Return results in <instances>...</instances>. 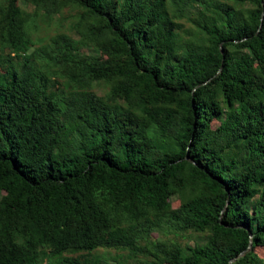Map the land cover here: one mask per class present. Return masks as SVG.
I'll return each instance as SVG.
<instances>
[{
	"label": "trees",
	"instance_id": "trees-1",
	"mask_svg": "<svg viewBox=\"0 0 264 264\" xmlns=\"http://www.w3.org/2000/svg\"><path fill=\"white\" fill-rule=\"evenodd\" d=\"M23 1L0 0V264H264V0ZM68 6L76 37H32Z\"/></svg>",
	"mask_w": 264,
	"mask_h": 264
},
{
	"label": "rangeland",
	"instance_id": "rangeland-1",
	"mask_svg": "<svg viewBox=\"0 0 264 264\" xmlns=\"http://www.w3.org/2000/svg\"><path fill=\"white\" fill-rule=\"evenodd\" d=\"M16 5L24 10H27L29 12L34 11L33 5L30 3L24 2L23 0H18L16 2ZM75 9L70 8V6L63 8L60 12L55 13L51 15L50 17L46 16H40L38 17V27L37 29L32 32V37H43L47 38L55 33L59 32H65L69 33L72 36L76 37L77 35L72 31V25L75 21ZM180 23H182L183 27L180 30V35L183 38H188L190 36V32L195 31L196 26L193 24V22L186 20L185 18L178 19ZM83 51L90 54L99 55L101 57H105L108 53L107 49H92V48H83ZM109 84L106 83L103 80H99L93 83V89L98 95H106L109 92ZM214 124H217L216 121H214ZM6 196L3 192H0V202H5ZM171 204L173 207H178L180 204V198L177 195H174L171 198ZM206 233H196V232H183L178 233L176 235L168 233H158L153 232L151 235L152 239H160L165 240L168 239L169 241L176 242L180 244L182 247H185L186 245H194L196 243H203L206 238ZM255 251L257 254L261 257H264V247L257 246L255 248ZM111 254L116 253L115 250H111ZM121 254H124L126 256V252H121Z\"/></svg>",
	"mask_w": 264,
	"mask_h": 264
},
{
	"label": "water",
	"instance_id": "water-1",
	"mask_svg": "<svg viewBox=\"0 0 264 264\" xmlns=\"http://www.w3.org/2000/svg\"><path fill=\"white\" fill-rule=\"evenodd\" d=\"M220 51H221V53H223V49H222L221 46H220ZM221 67H222V65H221L220 68L218 69V72L221 70ZM249 235H250V237H251V232H250V231H249ZM250 243H251V241H250ZM249 245H250V244H249ZM248 248H250V246H248ZM242 254H243V253H242ZM235 259H236V257L231 258L227 264L232 263Z\"/></svg>",
	"mask_w": 264,
	"mask_h": 264
}]
</instances>
